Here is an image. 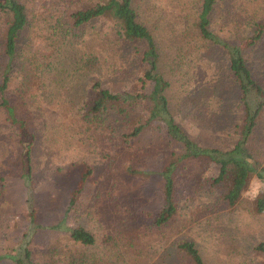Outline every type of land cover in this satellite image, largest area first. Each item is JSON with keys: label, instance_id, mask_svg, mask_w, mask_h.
I'll return each instance as SVG.
<instances>
[{"label": "rangeland", "instance_id": "374dc122", "mask_svg": "<svg viewBox=\"0 0 264 264\" xmlns=\"http://www.w3.org/2000/svg\"><path fill=\"white\" fill-rule=\"evenodd\" d=\"M44 1L33 0L36 13L58 0ZM201 2L188 0L184 5V0H140V20L155 33L162 68L172 80V113L180 125L206 143L226 140L229 135L234 143L241 136L244 122L238 118L241 113L236 117L239 101L233 89L228 94L221 90L228 65L226 52L208 41L191 39L197 31L191 29L187 14L195 13ZM4 18L0 12V27L8 19ZM190 18L194 19V14ZM262 23L264 0H216L210 28L232 39L235 33L253 34L256 25ZM24 38L21 56L33 64H48L54 52L53 41L38 35L34 27ZM248 51L255 75L264 85V36ZM41 76L30 84L14 83L9 95L12 101H19L21 117L29 119L31 131L38 136L32 145L30 174L25 171L19 128L0 106V264H18L16 259L24 258L26 248H33L37 255L48 241L71 244L68 230L75 227H85L101 239L113 237L115 241L121 219L129 218L122 212L124 208L130 212L133 226L144 232L137 243L145 249L122 248L119 264H186L174 244L179 239L194 241L206 264H264V255L256 250L264 242V211L256 208V200L264 194V176H259L264 175V110L250 142L258 166L239 203L209 210L185 207L172 230L150 232L147 227L165 204L158 172L167 162V151L156 146L165 134L164 128L136 137L119 152L95 132L80 130L75 117L83 102L90 99L92 80L101 79L102 87L113 92L127 90L125 82L115 79L106 66L93 72L69 59ZM146 89L149 91V87ZM219 94L223 95L224 108L215 116L218 110L211 105ZM260 101L250 98L253 107ZM107 153L112 162L106 160ZM200 161L191 157L184 162L196 166ZM87 164L95 169L94 175L76 195ZM128 166L137 174H129ZM216 172L207 171L194 183L196 203L205 202L200 196L208 192ZM74 195L77 201L71 206ZM58 224L61 229H54ZM109 250L117 258L119 249Z\"/></svg>", "mask_w": 264, "mask_h": 264}, {"label": "trees", "instance_id": "16d2710c", "mask_svg": "<svg viewBox=\"0 0 264 264\" xmlns=\"http://www.w3.org/2000/svg\"><path fill=\"white\" fill-rule=\"evenodd\" d=\"M32 2L0 0V12L8 18L1 22L0 27V106L19 128V138L24 146L23 161L28 174L32 170V145L38 136L31 131L29 119L21 117L23 108L19 101L10 98L14 91L12 85L30 84L39 76L41 79L43 72H51L63 60L69 59L93 72L106 66L115 79L128 85L127 90L113 92L102 87L101 79L92 80L90 99L83 102L75 117L80 130L95 132L119 152H123L136 137L154 128L165 130L161 140L156 143L158 148L167 151V162L158 172L165 204L154 223L147 227L150 232L172 230L185 207L209 210L234 207L239 203L258 166L250 142L258 117L264 110V85L255 75L248 50L264 36V23L256 25L253 34L242 36L235 33L231 39L221 37L210 28L216 0H202L195 13L192 12L194 19L190 18L192 14H187L191 29L194 27L197 31L191 39L208 41L225 50L228 65L221 90L223 94H228L233 89L239 101L236 117L241 113L238 118L244 122L238 141L233 143L229 135L226 140L214 139L206 143L183 128L172 113L169 93L172 80L166 76L168 71L162 68V56L154 31L140 20L143 9L140 0H58L39 14L33 9ZM186 3L188 0H184V5ZM31 27L36 28L38 35L46 36L55 44L48 64H33L30 59L21 56L24 37ZM147 87L149 91H146ZM221 97L223 95H217L211 105L218 110L215 116L220 115L224 108ZM250 98L261 101L253 107ZM27 134L30 136L28 140ZM230 142L232 145H226ZM110 156L107 153L106 160H111ZM191 157L199 158L200 163L196 166L186 165L184 161ZM212 169L217 170L216 176L211 178L208 192L200 196L205 202L196 203L198 198L195 197L194 183ZM126 171L137 174L130 166ZM94 172L95 169L87 164L76 195ZM259 176L264 175L260 173ZM76 195L71 206L77 201ZM256 201L257 210L264 211V194ZM122 212L128 213L129 218L121 219L115 241L113 237L101 239L85 227H75L67 229L71 244L48 241L44 250L37 255L33 248H26L24 258L20 257L16 262L117 264L120 262L117 259L124 254L121 253L122 248L126 251L135 246L141 252L145 249L137 243V238L144 232L138 226H133L129 211L124 208ZM33 215L31 213V217ZM60 226L58 224L54 229H61ZM174 244L186 264H206L194 241L179 239ZM112 247L119 249L117 258L109 250ZM256 250L264 255V242L259 243Z\"/></svg>", "mask_w": 264, "mask_h": 264}]
</instances>
